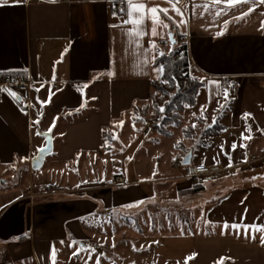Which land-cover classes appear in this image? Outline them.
Wrapping results in <instances>:
<instances>
[{
  "label": "crops",
  "instance_id": "1",
  "mask_svg": "<svg viewBox=\"0 0 264 264\" xmlns=\"http://www.w3.org/2000/svg\"><path fill=\"white\" fill-rule=\"evenodd\" d=\"M134 2L168 8L169 16L180 20L169 0ZM118 3L125 11L114 18L113 4ZM206 3L210 0H179L187 24L177 28L161 13L168 27L157 26L156 36L151 34L150 14L139 26L143 36L132 32L133 25L120 23L127 19V0L41 4L8 0L0 6V76L22 74L31 83L29 99L5 91L0 95V170L28 164L31 177L32 159L51 135L53 153L45 162L49 160L48 170L54 176L41 181L38 190L30 187L23 193L19 182L9 188L0 184V264H97L101 257L97 250L86 249H94L92 239L105 213L157 200L166 187L198 200L205 195L209 187L194 192L197 183L180 170L179 161L186 155L192 153L196 164L232 168L249 160L248 153L264 150V29L260 27L264 5L248 0L226 10L223 4L195 7ZM218 9L223 10L220 15ZM241 13L248 14L238 18ZM173 39L187 46L190 76L203 85L194 103L182 112L181 126L171 128V137H166L156 127H148L151 122L145 118L134 120V109L149 102L152 80L162 77L157 79L152 57L168 45L173 48ZM226 77L238 83L235 92L228 88L227 100ZM244 113L251 115L244 118ZM216 124L221 129L218 134L205 133L208 125ZM246 125L251 126L250 139ZM185 129H189L186 134ZM176 132L181 140L172 144V154L162 156L160 144L173 140ZM134 143L138 146L131 156L132 178L115 170L109 176L112 180H91L103 173L119 145L127 153V146ZM221 143L224 152L237 144L231 151L232 167L226 166ZM261 164H253L243 178H221L215 182L220 185L210 189V199L197 204L207 210L205 221L211 229L190 235L192 264H264ZM120 178L126 186L118 184Z\"/></svg>",
  "mask_w": 264,
  "mask_h": 264
},
{
  "label": "rangeland",
  "instance_id": "2",
  "mask_svg": "<svg viewBox=\"0 0 264 264\" xmlns=\"http://www.w3.org/2000/svg\"><path fill=\"white\" fill-rule=\"evenodd\" d=\"M170 49L173 48L168 45L164 53H169ZM152 115L153 112L150 109L144 116L137 117L134 113L135 119L140 120L143 117L149 122H158V124L164 116L160 115L158 120L153 121L151 119ZM139 140H142L141 136ZM178 140H181L178 132H176L173 140H163L159 147V152L163 153L162 156L172 154L170 148ZM119 146L123 147V145ZM137 146V143L127 146L129 147L127 153L119 150L120 147L114 150V158L110 160V163L104 164L103 173L91 180H108L115 170L128 175V178H132L133 164H131L132 160L129 158H131ZM208 153L212 152L209 150ZM48 161L46 160L43 168L40 171L38 170L39 172L33 171L31 177L28 164L20 166L18 169L0 170V184H5V188H9L19 182L20 193L30 189V187L38 190V187L42 186L41 181L43 183L54 180V176L48 170ZM182 162V160L179 161L180 170L185 173L186 169ZM192 164H196V160H193ZM261 165V167H264L263 163ZM40 173H44V177H41ZM246 174L247 172H241L240 168H235L225 177L233 178L237 176L243 178ZM88 177L91 178V176ZM109 180H112V177ZM217 181L202 184L209 187V189L200 200H198L199 198L195 199L196 196L190 193L174 194L166 187L162 190V197L157 200L153 199L143 203V205L139 204L128 209L105 213L106 217L98 225L97 235L92 239L95 244L93 247L95 252L97 250V254L101 256L98 261L99 264H192L194 237L191 238L190 235L205 234L207 230L211 229L205 221L207 210L199 205L210 199L212 191L210 189L220 185V183H215ZM195 202L196 204H193ZM198 203L200 204L197 205ZM113 240L115 247L112 246ZM85 245H88V243H85Z\"/></svg>",
  "mask_w": 264,
  "mask_h": 264
},
{
  "label": "trees",
  "instance_id": "3",
  "mask_svg": "<svg viewBox=\"0 0 264 264\" xmlns=\"http://www.w3.org/2000/svg\"><path fill=\"white\" fill-rule=\"evenodd\" d=\"M164 53V52H163ZM155 65H162L165 72L161 79H167L168 83H161L160 80L151 82L153 94L145 107L135 108L134 113L137 117L144 114L148 110H152L153 115L151 119L158 120L161 113L160 107L165 108L163 119L157 125L156 130L159 134L171 137V128H178L182 124V112L185 110V105L191 106L196 98L199 88L203 85L202 81L193 80L190 76L189 66L190 60L187 51V46L181 41H177L173 46L172 51L164 53L163 56L157 53L155 58ZM173 77L175 79H173ZM3 76H0V80ZM189 129H187L188 132ZM219 124L213 125L211 128L205 130L210 136H215L220 132ZM184 131V133H187ZM204 185L197 183L193 186V191H201Z\"/></svg>",
  "mask_w": 264,
  "mask_h": 264
},
{
  "label": "snow or ice",
  "instance_id": "4",
  "mask_svg": "<svg viewBox=\"0 0 264 264\" xmlns=\"http://www.w3.org/2000/svg\"><path fill=\"white\" fill-rule=\"evenodd\" d=\"M20 2V0H13V3H18ZM169 2L171 3L172 7H171V11H173L176 15H178L180 17V20L179 21H176L172 16H169V9L168 8H159V7H147L145 3H142V2H134V0H127V19H122L120 21L121 24H131L133 25V29H132V32L136 35V36H143L145 35L144 31H142L140 29L139 26L143 25L144 21L146 18L149 17V14H150V18H151V21H152V24H153V27L151 28V34L152 36H156L157 35V26H163L165 28L168 27L167 24H164L163 21L160 19V14L163 13L165 17H167V19L171 20L173 24H175V26L177 28H179L181 25H186L187 24V20L185 19L184 17V11L179 7L177 6L178 3H179V0H169ZM8 3V0H0V6H4ZM121 3H124V0H121ZM242 3H248V0H210V4L209 3H206V4H203V5H195V7H202V8H205L207 9L209 6L211 7H216V6H219L221 4H223L225 6V10L228 9V8H232L234 6H237V5H240ZM260 3L262 5H264V0H260ZM113 7H115V5L113 4ZM125 11V9L123 7H121L119 9V13H123ZM223 10H220L218 9L217 10V15H220L221 12ZM252 9H249V12H251ZM118 12L114 11L113 12V17H117ZM248 13H241L240 14V17L238 18H243V16L247 15ZM119 25H112V27H118ZM260 27L262 29H264V20L261 21L260 23ZM219 35H222L223 33H218ZM169 36H171V32H169L168 34ZM181 35L183 36L184 33H181ZM173 43H175V40L173 39ZM170 51H172V49H170ZM161 56L164 55V53H160ZM152 60L155 61V56L152 57ZM145 65L148 64V59L147 57L145 58V61H144ZM154 71H156L159 75L157 77V79H160L161 76H163L164 72H165V69L162 65H157L154 69ZM173 79H175L173 77ZM193 80H196L198 79L197 77H192ZM161 83H164V84H167L168 83V80L167 79H161L160 80ZM210 83H214L217 85V87H219V83L216 82V81H212ZM231 85H228L227 87H225L223 89V95H224V98L225 100L228 99V88H230ZM3 91H5L8 95L14 97V98H17L18 99V96H17V93L15 91H12L10 89H3ZM43 103V102H42ZM185 107L187 108L188 105H185ZM220 107H223L222 105ZM161 115H163V113L165 112V108L164 107H160L159 109ZM193 116L196 115L195 112L192 113ZM251 114L250 113H244L243 114V117L244 118H247L248 116H250ZM57 119V118H54V120ZM207 118L205 117V120ZM134 120H135V117H134ZM35 123H39V121H35ZM146 123V121H145ZM213 123H215V118H213ZM121 125H123V121H121ZM54 123L53 125L50 126L51 127H54ZM135 127V124L133 123V128ZM208 128H211L212 125H208L207 126ZM192 128L195 129L196 128V124L193 123L192 124ZM245 129L246 131L249 133V136L247 137L248 139L251 138L250 136V133H251V126L250 125H246L245 126ZM185 131L187 132V129H185ZM206 132H207V129H206ZM37 135H42L41 133L37 132ZM241 139H245V136H244V133L242 132L241 133ZM241 147H245L246 148V145L244 144H241L240 145ZM237 148V144L236 143H233L231 144L230 146V149L231 151H235V149ZM219 150L221 153H223L226 158H227V165L228 167H232V157H231V151L230 152H224V144L221 143V145L219 146ZM41 152L45 151V149H40ZM23 159L27 160V157H24ZM131 159V158H129ZM173 159L175 160L176 158L173 157ZM202 160L205 159L204 157L201 158ZM213 161L215 164H218L219 163V160H218V157L217 156H213ZM244 162H247L246 160ZM199 169H203L204 168V163H200L199 166H198ZM155 172L153 173V176H155ZM87 183V182H85ZM126 186V185H125ZM139 203H143V201H140ZM128 207H132V205H128ZM234 227V226H233ZM249 228H252L251 225H249ZM260 230L261 231H264V225H261L260 226ZM262 242H264V240H262ZM63 243V242H61ZM113 247H115V242L113 240V244H112ZM86 251H89V252H95V249H92L90 246L88 249H86ZM74 255H78V253L74 252L73 253ZM52 257H53V260H55V257H56V252H55V249L53 248L52 250ZM85 264H87V262H85ZM97 264H99V262L97 261Z\"/></svg>",
  "mask_w": 264,
  "mask_h": 264
},
{
  "label": "built area",
  "instance_id": "5",
  "mask_svg": "<svg viewBox=\"0 0 264 264\" xmlns=\"http://www.w3.org/2000/svg\"><path fill=\"white\" fill-rule=\"evenodd\" d=\"M33 1L37 4H41L46 0H29ZM65 2H87L91 0H62ZM121 4L118 3L113 12L116 11L119 13V9L121 8ZM122 13H119L117 17H120ZM225 82L227 85H231L230 89L232 91H236L238 89V83L233 77H226ZM30 81L22 74H13L3 77L0 80V95L3 93V89L7 88L17 93L19 99L28 98L30 96ZM158 125V122H151L148 127L155 128ZM247 162L232 168H226L222 165H205L203 169H199V164H190L189 166H185V178L189 180H193L199 184H204L206 182L217 181L225 176L229 175V172L235 168H240L241 172L248 171L251 166L255 163H264V150L260 153H248ZM119 185H126V181L124 178L118 179Z\"/></svg>",
  "mask_w": 264,
  "mask_h": 264
},
{
  "label": "water",
  "instance_id": "6",
  "mask_svg": "<svg viewBox=\"0 0 264 264\" xmlns=\"http://www.w3.org/2000/svg\"><path fill=\"white\" fill-rule=\"evenodd\" d=\"M43 149H45V151H39L38 154L32 159L31 168L33 171L40 170L44 165L45 159L53 153V140L51 135H47V143ZM182 164L183 166H189L192 164V153L186 155Z\"/></svg>",
  "mask_w": 264,
  "mask_h": 264
}]
</instances>
